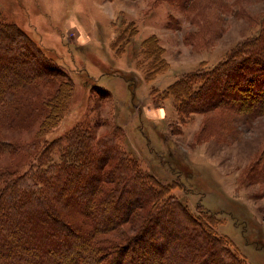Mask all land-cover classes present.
<instances>
[{"label": "rangeland", "instance_id": "1", "mask_svg": "<svg viewBox=\"0 0 264 264\" xmlns=\"http://www.w3.org/2000/svg\"><path fill=\"white\" fill-rule=\"evenodd\" d=\"M0 18L50 59L59 83L69 81V107L45 139L81 121L98 133L118 129L124 151L197 219L188 234L210 226L246 263L264 264V118L186 100L188 88L262 33L264 0H0ZM8 130L38 141L35 128ZM25 158L0 156V166L24 167ZM128 187L141 195L139 184Z\"/></svg>", "mask_w": 264, "mask_h": 264}, {"label": "trees", "instance_id": "2", "mask_svg": "<svg viewBox=\"0 0 264 264\" xmlns=\"http://www.w3.org/2000/svg\"><path fill=\"white\" fill-rule=\"evenodd\" d=\"M21 38L13 22L0 18V156H26L24 167L0 166V264H248L210 226L188 234L197 219L124 151L118 129L98 133L81 121L45 139L63 120L71 87ZM204 80L188 88L186 100L248 107L264 118V30ZM39 86L47 96L22 99ZM34 128L38 141L9 136L8 129ZM128 183L139 184L141 195L130 197Z\"/></svg>", "mask_w": 264, "mask_h": 264}]
</instances>
